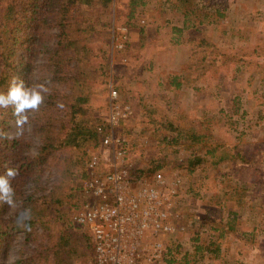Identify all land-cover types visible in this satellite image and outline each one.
<instances>
[{"label": "rangeland", "instance_id": "374dc122", "mask_svg": "<svg viewBox=\"0 0 264 264\" xmlns=\"http://www.w3.org/2000/svg\"><path fill=\"white\" fill-rule=\"evenodd\" d=\"M92 1L80 11L87 20L80 36L81 44H86L81 65L86 82L76 91L92 100L90 112L80 120L89 125L105 122L113 86L121 101L129 102L134 111L129 121L118 126L117 133L128 139L130 159L140 171L138 175L151 180L161 170L169 182L176 177L182 180L175 223L185 231L164 238L178 255L177 260L166 264H264V66L218 63V70L198 78L192 67L195 45L190 40L194 29H184L181 34L176 31L184 28L183 12L195 8L190 0L183 9L178 0H149L132 21L127 18V0H114L107 7L102 0ZM201 4L190 23L209 22L197 28L206 31L210 44L233 55L246 53L247 62H255L257 55L264 59V0H204ZM218 4L225 9L223 19H217ZM124 28L130 36L120 50L114 39L120 38ZM142 30L145 35H140ZM55 41L49 39L44 50L51 49ZM256 48L257 55L253 54ZM46 54L37 57L32 87L43 84L48 88L50 74L40 65ZM174 78L180 79L181 88L170 84ZM68 86L59 90L70 94L73 89ZM16 132V124L11 122L7 133L31 141L32 153L36 154L40 144L36 124L24 125L18 136ZM93 145L84 139L79 146L70 145L59 156L60 166L47 171L40 183L29 188V193L36 196L60 197L56 214L60 220L53 230L68 227L63 229L79 240L88 232L74 226L71 217L81 199L85 164L92 154L102 152L100 145ZM208 150L215 153L207 155ZM101 156L106 158L108 153ZM195 157L203 164L192 171L189 160ZM106 160L104 172L108 170ZM48 205L43 206L47 213L54 210L55 204ZM220 208L224 223L232 220L234 231L223 240L218 257L208 252L197 255L195 237L201 229L195 221L210 212L216 218ZM22 209L13 201L7 216L17 220ZM40 227L36 225L38 235H32L21 226L13 235L7 256L5 249L1 251L0 264H12L32 255L35 244L28 243V237L47 242V234ZM205 228L208 230L201 234L203 240L218 236ZM86 246L83 242L82 247Z\"/></svg>", "mask_w": 264, "mask_h": 264}, {"label": "trees", "instance_id": "16d2710c", "mask_svg": "<svg viewBox=\"0 0 264 264\" xmlns=\"http://www.w3.org/2000/svg\"><path fill=\"white\" fill-rule=\"evenodd\" d=\"M113 1L102 0V3L107 7ZM148 1L127 0L128 20L132 21L138 9L145 7ZM178 1L181 5L180 9L189 3V0ZM202 1L204 0H192V2L190 0V3H194L195 8L183 12L184 28L176 30L181 34L184 29H194L195 34L190 40L192 45H195L192 67H194L198 78L210 71L218 70V63H221V66H229L234 62H242L245 65L254 63L258 68L263 67L264 59H260V55H257L258 48L253 51V54L257 55V60L247 62L246 53L233 55L210 44L206 31L197 28L209 22L202 20L190 23L192 16L195 15L196 19L197 8L202 5ZM91 2L93 1L0 0V93H6L16 77L20 81L22 80L26 87H32L35 81L37 57L40 53H47L44 62L40 65L43 72L47 70L46 72L50 74V80L46 85L51 90L50 94H43L44 102L40 105L37 113L32 111L27 113L28 122L25 126L35 123L36 134L39 137L40 144L36 154L32 153L34 147L32 142L25 140L24 137L0 138V176H4L8 168L17 171L18 174L9 179L13 189L12 200L22 206V213L30 210V215L21 225H18L17 220L7 216L9 205L0 201V255L3 249L6 250L3 252L6 253V256L11 251L13 235L21 226L29 230V234L38 235L35 226L40 225V229L47 234V242L43 239L26 238L28 243L35 244L34 253L20 257L12 264H81L91 256L93 250L89 234H83L84 238L79 240L64 230L65 227L61 226L59 231L53 230L57 228L55 227L56 222L60 220L56 216L61 203L59 196L54 198L51 195L36 196L29 193V188L34 183H40L47 171L52 170L55 166H60L61 157L59 156L70 145L79 146L83 139L90 141L95 147L100 145L97 126L105 125V122L89 125L80 120V117L90 112L92 100L88 96L78 95L76 91L78 87L84 88L86 82V73L81 70V65L84 63L83 57L86 56L84 52L86 44H81L80 36L86 29L87 20L81 17L80 11L81 7ZM220 6L218 4L216 8L217 19L226 17L225 9ZM79 18L82 20L79 21ZM209 18L210 16H208ZM140 35H145L143 30L140 31ZM53 38L56 39L54 46L44 50L47 46L46 42ZM67 84L73 89L70 94L59 90V87ZM170 84L177 88L182 87L179 78L172 79ZM118 87L120 88V85ZM58 105H63V107ZM12 113L11 107L0 108V130L5 133H7L10 123L16 120ZM171 126L173 127V124ZM197 142H201V139H198ZM213 153L215 152L206 151L207 155H213ZM201 164H203V160L199 157L189 160V168L192 171ZM158 168L160 169V167ZM138 172L140 173V171ZM83 178H87L86 171ZM47 201L50 206L52 203L55 204L54 210L49 213L43 209L44 205H48ZM236 214V211L232 213L234 219H236ZM212 216L213 214L210 212L195 221V226H199L201 234L208 230L205 227L218 233L216 238L208 240H203L201 234L197 233L195 237V242L198 243L195 247L197 255L208 252L218 257L222 250L223 240L234 231L232 220L224 223L222 208L219 209L218 214L214 215L216 218ZM192 228H195L193 224ZM83 242H86L87 249L82 247ZM4 244L5 246H3ZM88 254L90 255L88 256Z\"/></svg>", "mask_w": 264, "mask_h": 264}, {"label": "built area", "instance_id": "2783aa9c", "mask_svg": "<svg viewBox=\"0 0 264 264\" xmlns=\"http://www.w3.org/2000/svg\"><path fill=\"white\" fill-rule=\"evenodd\" d=\"M129 36L128 29H122L115 47L124 49ZM133 115L131 104L121 101L111 86L105 125L97 126L102 152L92 154L85 164L87 178L71 217L92 239L91 256L81 264H166L178 259L164 238L185 231L175 223L182 180L169 182L161 170L151 180L138 175L130 143L117 133ZM103 152L108 153L105 172Z\"/></svg>", "mask_w": 264, "mask_h": 264}, {"label": "clouds", "instance_id": "9594fccd", "mask_svg": "<svg viewBox=\"0 0 264 264\" xmlns=\"http://www.w3.org/2000/svg\"><path fill=\"white\" fill-rule=\"evenodd\" d=\"M48 88L43 85H37L35 87H26L24 82L17 81L15 78L9 85L6 93H0V108L13 109V116L16 117L15 124L17 132L15 135L22 134L23 126L28 122L27 113L29 111H36L40 105L44 102L43 93H47ZM63 107V105H58ZM0 138L11 139L12 135L0 130ZM17 171L13 168H8L4 176H0V201L11 205L13 203V189L9 183L10 178H14L17 175ZM30 215V210H26L22 213L18 219L17 224L21 225L23 221Z\"/></svg>", "mask_w": 264, "mask_h": 264}]
</instances>
